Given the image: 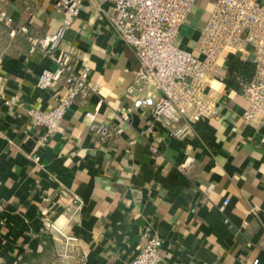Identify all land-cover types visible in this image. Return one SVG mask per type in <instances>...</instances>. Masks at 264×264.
Masks as SVG:
<instances>
[{
	"label": "crops",
	"instance_id": "obj_1",
	"mask_svg": "<svg viewBox=\"0 0 264 264\" xmlns=\"http://www.w3.org/2000/svg\"><path fill=\"white\" fill-rule=\"evenodd\" d=\"M55 1L2 6L15 26L44 36L63 18ZM212 2L197 0L178 46L195 52ZM111 8L110 0H82L65 31L58 49H70L76 67L88 65L98 88L75 98L47 140L27 110L53 108L64 84L39 89L53 62L0 23V264H64L43 219L64 224L73 195L80 209L66 229L79 248L67 264H131L146 231L163 239L164 264H264V118L242 117L246 103L228 72L222 84L211 82L219 89L216 116L190 135L174 138L158 125L143 133L151 108L127 93L139 63L110 27ZM86 112L112 130L104 142Z\"/></svg>",
	"mask_w": 264,
	"mask_h": 264
},
{
	"label": "built area",
	"instance_id": "obj_2",
	"mask_svg": "<svg viewBox=\"0 0 264 264\" xmlns=\"http://www.w3.org/2000/svg\"><path fill=\"white\" fill-rule=\"evenodd\" d=\"M0 0V23L10 37H23L30 49L53 62L44 69L36 86L52 89L61 81L65 93L49 110L29 108L34 124L44 129L43 139L58 129L66 108L77 97L86 98L97 92V84L89 82L90 69L76 67L70 49H58L72 18L78 14L82 0H56L55 8L63 14L58 27L44 36L29 34L25 26H15ZM109 25L115 34L134 49L139 66L127 93L137 103L151 108L145 132L155 125L171 137L182 139L190 135L194 125L210 120L218 110L219 89L212 85L226 81L228 70L222 60L228 54L238 55L253 65V75L243 81L235 77L240 95L246 103L242 117L253 122L264 118V0H213L206 20L199 26L194 51L176 43L181 25L197 0H110ZM7 103V102H6ZM97 142H104L112 130L103 122H95V113L86 112ZM157 151L156 146L151 147ZM37 159V156H35ZM191 158L180 168L184 169ZM66 208L64 224L56 218L43 219L44 230L56 241L55 260L66 262L76 257L78 240L68 233L67 226L80 209V199L73 195ZM228 203L222 201L219 210ZM142 244L131 264H164L161 250L163 239L156 233L144 232ZM252 264H257L254 260Z\"/></svg>",
	"mask_w": 264,
	"mask_h": 264
},
{
	"label": "trees",
	"instance_id": "obj_3",
	"mask_svg": "<svg viewBox=\"0 0 264 264\" xmlns=\"http://www.w3.org/2000/svg\"><path fill=\"white\" fill-rule=\"evenodd\" d=\"M225 67L231 75L235 77H239L241 80L246 81L249 80L253 75V65L243 59H241L238 55L228 54L225 59ZM207 121L202 120L198 122L199 124Z\"/></svg>",
	"mask_w": 264,
	"mask_h": 264
}]
</instances>
